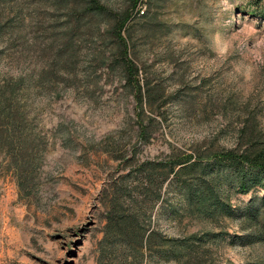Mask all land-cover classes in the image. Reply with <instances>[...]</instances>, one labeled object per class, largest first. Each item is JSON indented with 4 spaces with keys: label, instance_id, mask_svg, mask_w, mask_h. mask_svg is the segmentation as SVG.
<instances>
[{
    "label": "rangeland",
    "instance_id": "rangeland-1",
    "mask_svg": "<svg viewBox=\"0 0 264 264\" xmlns=\"http://www.w3.org/2000/svg\"><path fill=\"white\" fill-rule=\"evenodd\" d=\"M101 1L113 14L128 5ZM130 13L122 32L129 33L127 54L140 83L159 87L162 102L144 109L154 120L151 135L136 144L131 161L159 159L170 150L233 148L242 130L264 134V0H142ZM112 65L113 71L96 69V85L81 82L87 92L61 91L42 113L47 127L57 119L62 125L30 194L19 193L0 167V264H177L158 255L154 241L133 257L134 238L106 228L108 185L127 171L119 161L135 130L132 94ZM113 140L119 146L111 153L99 149ZM262 194H231L234 215L215 223L174 213L179 196L170 187L164 201L150 208L125 200L124 213L137 218L136 224L129 220L126 233L136 229L144 242L151 228L166 238L223 232L204 244L208 264L261 262L264 244L237 242L243 231L234 216Z\"/></svg>",
    "mask_w": 264,
    "mask_h": 264
},
{
    "label": "trees",
    "instance_id": "trees-1",
    "mask_svg": "<svg viewBox=\"0 0 264 264\" xmlns=\"http://www.w3.org/2000/svg\"><path fill=\"white\" fill-rule=\"evenodd\" d=\"M141 1L127 0L128 5L113 14L101 0H0V167L13 178L19 193L30 194L62 125L57 119L47 127L42 113L51 110L61 91L83 87L87 92V84L81 82L96 85V69L113 71L116 62L132 94L135 130L133 143L124 149L127 155L118 156L127 171L108 185L106 228L134 238L135 245L129 247L133 257L140 247L155 244L158 255L177 264H208L204 244L223 232L166 238L151 228L142 242V232L126 233L129 220L136 224L137 218L125 214L123 204L127 200L133 208H140V203L150 208L163 202V194L174 187L179 196L174 213L215 223L232 217L231 194L264 191V134L242 130L233 148H194L186 154L170 150L159 159L131 161L136 144L147 142L151 135L154 120L144 109L151 111L162 103L160 92L156 93L159 87L145 79L140 83L138 68L127 54L129 33L122 35L131 10ZM117 146L113 140L109 148L99 149L111 153ZM234 217L243 231L235 236L237 242L264 244V194L249 198Z\"/></svg>",
    "mask_w": 264,
    "mask_h": 264
}]
</instances>
